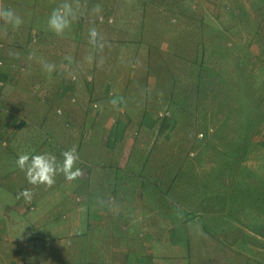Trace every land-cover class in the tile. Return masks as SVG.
Here are the masks:
<instances>
[{"label":"rangeland","instance_id":"1","mask_svg":"<svg viewBox=\"0 0 264 264\" xmlns=\"http://www.w3.org/2000/svg\"><path fill=\"white\" fill-rule=\"evenodd\" d=\"M168 1L179 11L169 16L161 37L149 31L150 26L158 27L156 23L136 31L114 26L115 22L102 51L93 46L77 48L83 54L72 64L71 91L61 89L65 76H60L61 82L52 80L54 72L49 75L42 67V62L58 66L63 62L58 58H67V53L56 50L58 47L52 48L58 55L40 56L35 70L36 61H26L23 71L20 63L12 65L8 76L15 82L6 77L3 88L10 95L8 103L0 101V107L7 109L0 112H10L8 122L2 123L0 115V145L8 137L14 139L0 147V212L6 203L2 194L11 196L13 191L18 195L20 188L29 186L37 201L45 194L54 195L55 204L43 211L54 212L59 222H66L63 216L74 211L80 203L76 199H82V191H51L44 185L34 190L11 155L58 151L60 162L61 153L75 145L79 154L76 167L80 168L85 160L91 165L104 164L96 152H114L104 164L110 169L104 185L122 198L134 201L138 196L135 201H142L136 208L141 215L139 230L145 222L150 226L148 231L164 230L169 225L177 235L185 232L189 236L186 245L199 249L201 264H218L219 260L264 264V0ZM126 4L117 2L121 11ZM3 33L7 42L0 55L21 52L20 46L13 44L15 33ZM198 41V49L206 52L201 58L204 54L217 60L219 74H214V67L209 74L182 64L199 54L192 53ZM163 42L179 47L170 46L159 59L149 63L147 58L145 62L141 52L150 54V45ZM177 49L187 50L186 55H173ZM0 62L1 71L4 61ZM44 73L48 76L39 75ZM0 77L4 78L1 73ZM43 79L53 92L48 97L43 93L50 109L44 104L42 112H35L33 106L39 103L36 96H19L18 91L14 95L13 90H32L34 83L44 84ZM112 100L118 103L113 105ZM8 104H16L23 112L8 110ZM31 115L43 121L70 120L72 127L48 126L46 122L35 129L19 123ZM138 178H143L142 185L135 183ZM147 178L158 181L160 188L148 187ZM69 182L62 174L55 177L57 185ZM37 210L28 213L30 219L16 220L25 236L33 231L29 220ZM117 223L122 225L121 218L114 220L115 226ZM120 229L104 231L113 235ZM194 260L191 251L190 262Z\"/></svg>","mask_w":264,"mask_h":264},{"label":"crops","instance_id":"2","mask_svg":"<svg viewBox=\"0 0 264 264\" xmlns=\"http://www.w3.org/2000/svg\"><path fill=\"white\" fill-rule=\"evenodd\" d=\"M119 1L122 3L127 2L122 11L117 5ZM64 2L72 4L76 15L70 29L66 30L62 36H57L48 29L47 21L51 12ZM0 3V7L12 9L24 21L19 28H13L4 21L0 22V48L6 45L5 42L7 41L3 39V31L8 30L15 33L13 44L20 46L18 49H21V52L12 56L7 52L0 55V59L4 61V66L0 71L1 75L4 76V78L0 77V80H2L0 81V92L2 93L0 94V101L3 100L4 103H8L7 95L9 92L3 88V85H6V77L9 72L13 71L14 67L12 68V65L14 63H20V69L23 71L26 61L27 63L36 61L33 64V70H35L39 68V62H41L39 57L45 53L58 55L54 50L58 47L59 49L56 50L60 54L67 53L68 55L66 54L67 58L57 59L58 61L63 60V62L55 66L52 80L54 78L55 81L61 82L60 76H65L61 89L66 91L70 89L71 91V86L74 85V70L71 71L72 64L75 63L76 56L79 58L83 54V50L76 49L92 46L89 43L90 28L95 27L97 29L99 36L102 37L104 47L109 42V39H105L108 35L107 32L114 30L113 24L115 22L116 25L114 26L136 31L143 29L144 25L156 23L158 27L150 26L149 31H153L155 37H161L163 34L162 29L167 26L170 20L169 16L179 11L175 7L172 9L168 0H0ZM96 5H100L99 12L94 11ZM11 38H13V35ZM170 44L169 42H163L160 46L150 45L153 46V51H150V54L145 51L141 52L145 55L143 60L147 62L148 58V62L152 63L161 57V53L168 51L170 46L172 48L179 47L178 44ZM44 48H51V50ZM61 49L63 51H59ZM175 53H178L177 56L180 57L179 55L182 52L177 49L172 54ZM172 56L169 55L168 57ZM21 60L23 61L18 62ZM39 75L47 77L48 73ZM7 79L10 83L15 82L10 81V76ZM19 79L23 80V78ZM44 81V84L34 83V89L32 90L22 91L15 88L13 94L15 95L18 91L19 96L23 94L36 96L39 103L34 105L33 109H35V112H42V106L45 108L44 104L46 105L43 93L46 97L53 93L51 92V86L48 88L46 80ZM42 84L44 88H40L39 85ZM47 107L46 105V109H50ZM13 109L17 112H23V109L16 107V104L9 105L8 110ZM0 110L7 109L0 107ZM5 112L4 114L7 116L0 112L2 123L8 122L10 118V112ZM26 117H23L19 123L35 129H41L46 125V122L48 126L72 127L70 120H68L69 122L54 119L43 121L40 117L33 115L30 118ZM11 121L16 122L13 119ZM46 137L49 139V136ZM10 138L3 140L1 144L5 146L7 142L14 140H10ZM67 148L70 149V145ZM20 154H28L30 157L37 154H52L56 157L59 155L58 151L44 152L42 150L34 152L31 150L30 154L26 152L18 153V156ZM111 154L115 153L100 151L94 155L104 159V164H106V160L110 159ZM18 156L11 155V158L17 160ZM86 162L87 160L83 161L79 168L82 173L80 177L67 184H54L49 187L51 191L83 192L82 199H76L80 203L76 205L74 211H67L63 216L66 222L65 220L59 222L54 212L43 211V209H49V204H55L54 195L45 194L37 201L32 194L27 198H18V195L13 191L11 196L5 195V193L2 194L6 203H4L3 210L0 212V264H201L199 262V249L193 248L191 250L187 247L186 240L189 236L185 232L177 235L175 234L176 230L172 232L171 228L174 227L169 225L164 230L148 231L147 229L150 226L145 222L142 223L144 224L143 228L139 230L137 227L141 215H138L136 208L142 201H135L138 196L135 197L134 201L125 197L122 198L115 194L112 189L105 188L104 184L108 182L106 176L108 174L107 170H110L109 167L104 166L103 163L102 165L94 164V166L91 165L92 162ZM16 168L18 169L17 166ZM141 179L143 178H138L135 183L142 185ZM147 180L148 178L145 180L148 187H159L158 181L155 184ZM109 182L118 183L117 181ZM42 186H33V189ZM26 189L31 191V186ZM105 189L110 192L104 191ZM20 190L23 191L22 188ZM7 197H10L11 200H5ZM34 200L36 203H34ZM36 208L38 210L35 212L33 220H29V227H32L33 231L30 235L25 236L24 231L23 233L21 231L22 227L17 225L16 220L21 217L30 219L28 213ZM129 209L134 211L126 213ZM82 210H84L83 213ZM13 212L16 215H12ZM120 218L122 225L117 223L118 225L115 226L113 224L114 220H120ZM182 222L185 224L188 221L184 219ZM119 226H121L120 232L116 234L110 235L104 231V229L115 230ZM115 239H122L123 241L119 243ZM12 244H14V249L10 247ZM225 250L231 253L227 249ZM191 251L195 257L194 262H190ZM218 264H229V262L219 260Z\"/></svg>","mask_w":264,"mask_h":264},{"label":"clouds","instance_id":"3","mask_svg":"<svg viewBox=\"0 0 264 264\" xmlns=\"http://www.w3.org/2000/svg\"><path fill=\"white\" fill-rule=\"evenodd\" d=\"M94 11L99 12L100 5H96ZM75 15L76 12L72 4L64 2L51 12L47 27L57 36H62L66 30L70 29ZM0 20L10 24L13 28H19L24 23L23 19L10 8L0 7ZM89 43L94 49L102 51L104 48L102 37L99 36L95 27L89 29ZM42 67L49 75L55 69V65L46 62H42ZM111 103L116 105L118 101L112 100ZM61 155L63 159L58 162L56 156L52 154H37L31 157L28 154H20L16 160V166L25 172L27 182L33 186L52 187L55 184L57 174H62L68 181L80 177L81 169L76 167L79 160L76 146L73 145L70 149L63 151ZM30 195L31 192L25 189L18 194V198H27Z\"/></svg>","mask_w":264,"mask_h":264},{"label":"trees","instance_id":"4","mask_svg":"<svg viewBox=\"0 0 264 264\" xmlns=\"http://www.w3.org/2000/svg\"><path fill=\"white\" fill-rule=\"evenodd\" d=\"M201 41H198L197 43H196V46L195 47H193V50H192V53L194 54V53H199V54H197L196 56H194V58H187V59H184V60H186L185 62H183L182 64H186V63H188L187 64V68L188 69H193V70H195L196 71V68L197 69H199V72H207V73H213L214 71L212 70V67H214V68H217L216 69V71L215 72H217V73H214V74H219L218 72L220 71V67L217 65V60H211V58L209 57H207V55H205L204 56V54L206 53L205 52V50L204 49H202V50H200V49H198V44L200 43ZM186 52H187V50L186 51H182V53H181V55H179L181 58L183 57V56H185L186 55ZM202 52L204 53L203 54V57L201 58V56H202ZM199 59V60H198ZM201 61V63H199V65H196V61ZM204 61H206V62H204ZM214 62H216V64L214 63ZM207 64V65H206ZM181 65V64H180ZM182 71L184 72V71H186V70H184L183 68H182ZM181 72V71H180ZM182 72V73H183ZM198 74H200V73H198ZM209 79V78H208ZM177 108H180L179 106L177 107ZM192 214V213H191ZM190 214V215H191ZM186 215H189V213L188 212H186ZM191 218V217H190ZM190 218L188 219V222L190 221Z\"/></svg>","mask_w":264,"mask_h":264},{"label":"built area","instance_id":"5","mask_svg":"<svg viewBox=\"0 0 264 264\" xmlns=\"http://www.w3.org/2000/svg\"><path fill=\"white\" fill-rule=\"evenodd\" d=\"M0 85H1V83H0Z\"/></svg>","mask_w":264,"mask_h":264}]
</instances>
